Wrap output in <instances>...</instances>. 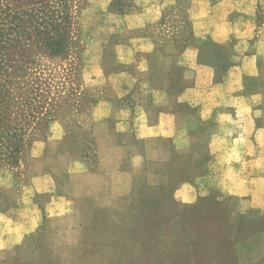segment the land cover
<instances>
[{"label":"rangeland","instance_id":"obj_1","mask_svg":"<svg viewBox=\"0 0 264 264\" xmlns=\"http://www.w3.org/2000/svg\"><path fill=\"white\" fill-rule=\"evenodd\" d=\"M192 1L178 0L166 13L184 17ZM44 5L43 19H34L30 0H0L2 19L16 18L23 27L8 51L13 66L6 76L16 87L17 107H10L5 120L26 118L18 128L27 134L12 161L0 156V214L15 217L30 204L41 212L34 233L0 248V264H264V215L256 210L240 215L233 199L213 195L192 207L172 200L173 187H150L143 180L122 198L92 186L98 146L84 125L97 104L111 98L112 76L131 70L137 58L130 45L142 32L128 28L130 17L148 8L158 13V3L47 0ZM179 21L178 30L185 31L188 24ZM186 37L180 34L175 50ZM52 40L60 41L58 54L50 49ZM31 86L40 88L38 101L45 102L43 109H34L36 101L26 109L39 117L37 123L23 111L24 99L35 98L36 93L24 97ZM53 123L63 130L51 139ZM4 145L0 139V149ZM57 196L73 204L66 215L54 217L48 204Z\"/></svg>","mask_w":264,"mask_h":264},{"label":"crops","instance_id":"obj_2","mask_svg":"<svg viewBox=\"0 0 264 264\" xmlns=\"http://www.w3.org/2000/svg\"><path fill=\"white\" fill-rule=\"evenodd\" d=\"M155 1L158 13L130 17L128 28L142 32L131 41L132 69L112 76L111 98L84 125L98 146L93 188L122 198L143 180L173 187L181 205L217 195L237 213L264 214V0H193L184 17L166 13L178 0ZM180 34L188 38L175 50ZM72 204L53 197L50 216ZM40 220L34 204L0 214V248L21 243Z\"/></svg>","mask_w":264,"mask_h":264},{"label":"trees","instance_id":"obj_3","mask_svg":"<svg viewBox=\"0 0 264 264\" xmlns=\"http://www.w3.org/2000/svg\"><path fill=\"white\" fill-rule=\"evenodd\" d=\"M32 7H30L29 12L31 13L29 16L32 18H37V19H43L44 13H45V1L47 0H30ZM53 13V12H52ZM39 14L42 15V17H39ZM22 29L20 25H18L17 19H9V18H4L0 16V139H4L6 141V145H4V149H0V156H6L7 159L11 160L14 159V157L17 154H20L22 147H23V142L27 140V134L22 128H18V126H22V122H26V118L24 120H21L20 123H18L19 119H16V123L11 122L10 120H5L7 119V113L10 109L16 108L17 103H15V90L16 87L12 82V79H10L8 74H10L11 68L13 65H11V60L8 58L9 53L8 51L12 48V43H15V40L13 39L14 34L16 33L17 30ZM50 49L54 48L52 53H57L58 54V48L60 46V41L57 40H52L49 44ZM1 76H4L1 78ZM35 98H31V100H28L27 98L24 99V102L26 101V108H23V111H29L28 112V117L32 118L34 123H37V120L39 117L34 115L33 112H30V110L26 109H31L32 106H34V102L39 103V105H35L34 109L37 108H44L45 102L44 101H38V98L42 96L40 93V88L37 87L35 88L34 86H31V88H26L24 89V97L29 96V95H34ZM11 112H13V109H11ZM10 123L9 129L5 134H2L1 132H5L3 128H7V124ZM27 125L29 123H26ZM3 144V142H1ZM208 199H203L201 200L198 204L192 205V207H196L199 204H202L203 202L208 201ZM257 213H260L257 211ZM262 214V213H261ZM242 215V214H240ZM247 215V214H245ZM264 215V214H262Z\"/></svg>","mask_w":264,"mask_h":264}]
</instances>
